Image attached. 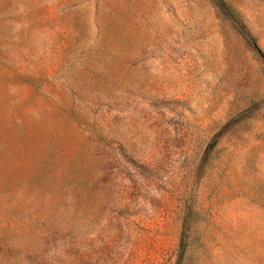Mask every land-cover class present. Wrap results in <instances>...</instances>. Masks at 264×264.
<instances>
[{
  "label": "rangeland",
  "instance_id": "obj_1",
  "mask_svg": "<svg viewBox=\"0 0 264 264\" xmlns=\"http://www.w3.org/2000/svg\"><path fill=\"white\" fill-rule=\"evenodd\" d=\"M0 264H264V0H0Z\"/></svg>",
  "mask_w": 264,
  "mask_h": 264
}]
</instances>
